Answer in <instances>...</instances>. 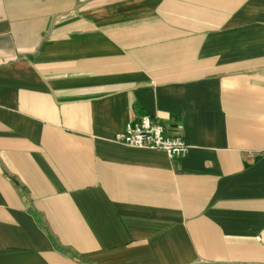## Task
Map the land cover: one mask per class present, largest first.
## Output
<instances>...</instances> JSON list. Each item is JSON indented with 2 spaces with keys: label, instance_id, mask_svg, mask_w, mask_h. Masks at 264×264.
I'll return each instance as SVG.
<instances>
[{
  "label": "crops",
  "instance_id": "0c3cea01",
  "mask_svg": "<svg viewBox=\"0 0 264 264\" xmlns=\"http://www.w3.org/2000/svg\"><path fill=\"white\" fill-rule=\"evenodd\" d=\"M0 264H264V0H0Z\"/></svg>",
  "mask_w": 264,
  "mask_h": 264
},
{
  "label": "built area",
  "instance_id": "2783aa9c",
  "mask_svg": "<svg viewBox=\"0 0 264 264\" xmlns=\"http://www.w3.org/2000/svg\"><path fill=\"white\" fill-rule=\"evenodd\" d=\"M114 141L129 147L161 151L170 159L186 156L189 149L182 137L168 133L163 124L149 115L129 121L124 131L115 134Z\"/></svg>",
  "mask_w": 264,
  "mask_h": 264
}]
</instances>
